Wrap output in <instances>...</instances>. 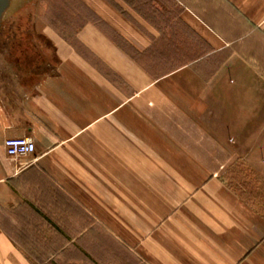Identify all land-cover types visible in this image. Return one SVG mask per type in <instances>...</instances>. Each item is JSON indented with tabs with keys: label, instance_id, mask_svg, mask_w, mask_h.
Segmentation results:
<instances>
[{
	"label": "crops",
	"instance_id": "0c3cea01",
	"mask_svg": "<svg viewBox=\"0 0 264 264\" xmlns=\"http://www.w3.org/2000/svg\"><path fill=\"white\" fill-rule=\"evenodd\" d=\"M80 1L72 35L38 17L35 49L0 48V264H46L53 233L84 264H264V217L227 181L261 167L264 0ZM119 39L188 60L155 77Z\"/></svg>",
	"mask_w": 264,
	"mask_h": 264
},
{
	"label": "rangeland",
	"instance_id": "374dc122",
	"mask_svg": "<svg viewBox=\"0 0 264 264\" xmlns=\"http://www.w3.org/2000/svg\"><path fill=\"white\" fill-rule=\"evenodd\" d=\"M107 1L113 6L115 4L117 6L116 9L122 14L126 16L130 15L129 12L118 5L116 2L117 0ZM85 5L86 4L80 0H12L10 8L2 19L0 48H11V41L8 40L7 37L15 34L14 31H16L17 26L24 29L25 26L29 24L30 30L36 31L35 23L37 24L38 17L44 19V21L53 26L55 30L72 35L82 24L92 21L95 18L93 11ZM38 7H41V16L39 12H37L39 10ZM135 10L140 12L139 8H135ZM10 32L11 34H9ZM16 36L18 35L15 34V37ZM118 42L121 45L125 44V42L120 39ZM155 44V51L158 53L155 54V52H153L151 55H147L141 60L144 65L157 74H162L166 72L165 70L176 67L179 64L177 62L188 60L187 57L185 58L183 56L177 57L176 59H178V61L171 60V41H158ZM13 46L15 47L16 45ZM128 47L130 46L128 45ZM131 49L133 48L131 47ZM3 57L6 60L12 59L11 56L8 57L4 55ZM259 143H261V150L257 151L255 154H257L261 160L260 169H253L242 159L241 161L246 165V168H241V171H244L238 172L240 171L238 164L233 167V169L239 173V180H236L237 183H235V185L238 186L237 188L240 189L241 192L244 190L248 193L254 188V194L257 195L254 200L255 206L264 211V150H262L264 149V135L260 136ZM227 176L229 177V174ZM253 176L254 178L252 179L254 182L256 181V183L251 184L249 183L251 181L248 179ZM72 237H75L73 233ZM45 253L43 259L46 261V264H84L76 260L78 259L76 257H79L80 254L76 251L74 246L54 233L52 234L51 245Z\"/></svg>",
	"mask_w": 264,
	"mask_h": 264
},
{
	"label": "trees",
	"instance_id": "16d2710c",
	"mask_svg": "<svg viewBox=\"0 0 264 264\" xmlns=\"http://www.w3.org/2000/svg\"><path fill=\"white\" fill-rule=\"evenodd\" d=\"M86 6V5H85ZM84 6V7H85ZM3 22V21H2ZM86 24V23H85ZM85 24H82L79 28H81L82 26H84ZM53 27V26H52ZM55 27V26H54ZM1 28H2V23H1ZM1 28H0V31H1ZM59 33H61L62 35H65V36H70L68 35L67 33H64L62 31H58ZM14 33L18 36L15 37V34L13 36H9L8 40L11 41V49L12 48H16L18 49L21 53H26L27 51H30V50H33L35 49L37 46H36V41H35V38H34V35H35V30H30L29 28V24H27V26H25L24 29H22L20 26H17L16 28V31H14ZM11 34V32L9 33ZM73 34V33H72ZM13 45H16L15 47ZM121 45V44H120ZM156 45V44H155ZM121 47H123L125 49V51H127V53H129L135 60H137L138 62H140L141 64H143L142 62V58L143 57H146L147 55L146 54H142V53H139L138 51L136 50H133L131 49V47H128V45L125 43V44H122ZM156 47L153 46V48L151 49V53L155 52V54H157L158 52L155 51ZM148 55H151L150 53ZM145 67H147L145 65ZM147 69L149 70V72L155 76V77H159L161 76L162 74H166L165 72L162 73V74H157L156 72H153L152 70H150V68L147 67ZM238 166L240 167V171L238 172H242L244 170L241 171V168L244 169V167L246 166L245 163L243 161H239L238 163ZM246 168V167H245ZM237 171H235V169H232V170H229L228 174H229V177H228V185L235 191L237 192L240 196H242L249 204H251L253 207H255L259 212L260 214L264 217V211L263 209H259L255 206V202L254 200L256 199L257 195L254 194V188L248 193L246 191H242L240 189H238L235 185V183H237L236 180H239V173ZM254 178L253 177H250L248 180H250L251 184L253 183H256V181L254 182V180L252 179ZM244 180V179H243ZM264 180V179H263ZM241 182V181H240ZM248 182V181H247ZM250 187V186H249Z\"/></svg>",
	"mask_w": 264,
	"mask_h": 264
},
{
	"label": "built area",
	"instance_id": "2783aa9c",
	"mask_svg": "<svg viewBox=\"0 0 264 264\" xmlns=\"http://www.w3.org/2000/svg\"><path fill=\"white\" fill-rule=\"evenodd\" d=\"M6 154L9 157L17 158L32 155L36 152L34 141L27 137H12L4 141Z\"/></svg>",
	"mask_w": 264,
	"mask_h": 264
},
{
	"label": "water",
	"instance_id": "95a60500",
	"mask_svg": "<svg viewBox=\"0 0 264 264\" xmlns=\"http://www.w3.org/2000/svg\"><path fill=\"white\" fill-rule=\"evenodd\" d=\"M11 5V0H0V28L2 19L5 15V13L8 11Z\"/></svg>",
	"mask_w": 264,
	"mask_h": 264
}]
</instances>
